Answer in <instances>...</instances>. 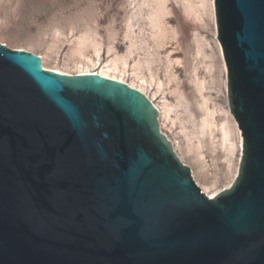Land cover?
I'll use <instances>...</instances> for the list:
<instances>
[{
  "label": "water",
  "instance_id": "1",
  "mask_svg": "<svg viewBox=\"0 0 264 264\" xmlns=\"http://www.w3.org/2000/svg\"><path fill=\"white\" fill-rule=\"evenodd\" d=\"M239 172L211 198L127 82L0 41V264H264V0H214Z\"/></svg>",
  "mask_w": 264,
  "mask_h": 264
},
{
  "label": "rangeland",
  "instance_id": "2",
  "mask_svg": "<svg viewBox=\"0 0 264 264\" xmlns=\"http://www.w3.org/2000/svg\"><path fill=\"white\" fill-rule=\"evenodd\" d=\"M157 2L0 0V41L71 73L116 63L113 73L159 105L161 130L210 195L232 184L242 156L212 2L166 0L161 29L151 18ZM221 124L230 129L227 145Z\"/></svg>",
  "mask_w": 264,
  "mask_h": 264
},
{
  "label": "bare ground",
  "instance_id": "3",
  "mask_svg": "<svg viewBox=\"0 0 264 264\" xmlns=\"http://www.w3.org/2000/svg\"><path fill=\"white\" fill-rule=\"evenodd\" d=\"M156 1H158L157 2V9L154 11V13H152V16H151V18H152V21H153V23H154V25H157V26H159L160 27V29H161V25H164L162 22H163V18H162V16H163V14L165 13V11L167 10V6H166V0H156ZM211 2H212V13H213V17L215 18V23H216V17H215V1L214 0H211ZM217 25V24H216ZM218 42H219V40H218ZM219 45H220V49H221V53H222V56H223V59H224V55H223V50H222V46H221V44H220V42H219ZM45 58V57H44ZM113 61H115V60H113ZM112 61V62H113ZM116 62V61H115ZM95 63V62H94ZM99 64V63H98ZM43 66H45V69H51V70H56V71H58V72H63V73H68V74H87V73H97V74H101V75H103V76H107V77H109V78H113V79H117V80H122V81H124V82H127L129 85H131V86H134V87H136V88H139L140 90H142L143 92H145V93H147L144 89H143V87H141V86H139V85H136V84H134V83H130V82H128L124 77H122V76H120V75H117V74H115V73H113V71L114 70H118V66H117V64L116 63H113V64H111V65H104L103 67H102V69L101 70H94V69H91V67H86V68H83V69H81V70H79L78 72H76V73H71V72H69V71H66V70H64V69H62V68H59V67H50L48 64H47V62H46V60L44 59V65ZM99 67H100V65H99ZM224 67H225V69H226V73H227V66H226V62H225V59H224ZM227 86H228V80L226 81V88H227ZM228 95V94H227ZM151 99V98H150ZM152 101H153V99H151ZM154 102V101H153ZM158 108H159V110H160V107H159V105L158 104H155ZM231 112V111H230ZM208 114V113H207ZM232 114V113H231ZM233 115V114H232ZM207 116V115H206ZM235 118V117H234ZM235 121L237 122V120L235 119ZM238 123V122H237ZM225 124V123H224ZM224 124H221L222 126H221V130H222V135H223V137H222V139H223V141H222V143H223V145L225 144V145H227L226 144V142L227 141H229L230 140V138H229V136H230V129L228 128L227 129V127H225V125ZM212 126H213V123L211 122V120L209 119V117L207 116L206 117V119H205V121L203 122V127H205L204 129H206L207 127L209 128V129H211L212 128ZM238 127H239V124H238ZM239 132H241L240 133V135H241V154L243 155V135H242V130L240 129V127H239ZM231 141V140H230ZM232 144V143H231ZM241 158H242V156H241ZM241 158H240V161H241ZM239 166H240V163H239ZM238 172H239V168H237V174H235V178H236V176L238 175ZM235 180V179H234ZM233 180V181H234ZM233 183V182H232ZM232 185V184H231ZM231 185H229V187L231 186ZM228 188V187H227ZM220 191V190H219ZM218 191V192H219ZM218 192H215V193H211L209 196L211 197V198H213L214 196H216L217 195V193ZM209 194V193H208Z\"/></svg>",
  "mask_w": 264,
  "mask_h": 264
}]
</instances>
